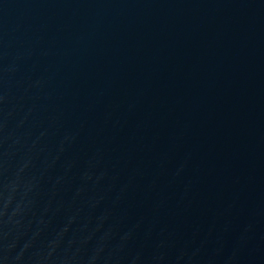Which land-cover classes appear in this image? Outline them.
Masks as SVG:
<instances>
[{
	"label": "water",
	"instance_id": "water-1",
	"mask_svg": "<svg viewBox=\"0 0 264 264\" xmlns=\"http://www.w3.org/2000/svg\"><path fill=\"white\" fill-rule=\"evenodd\" d=\"M0 264H264V0H0Z\"/></svg>",
	"mask_w": 264,
	"mask_h": 264
}]
</instances>
